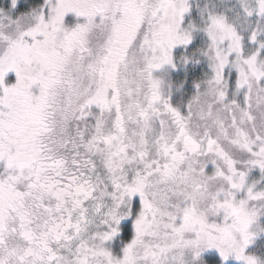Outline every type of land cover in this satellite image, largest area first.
<instances>
[{"label":"snow or ice","instance_id":"obj_1","mask_svg":"<svg viewBox=\"0 0 264 264\" xmlns=\"http://www.w3.org/2000/svg\"><path fill=\"white\" fill-rule=\"evenodd\" d=\"M0 264H264V0H0Z\"/></svg>","mask_w":264,"mask_h":264}]
</instances>
